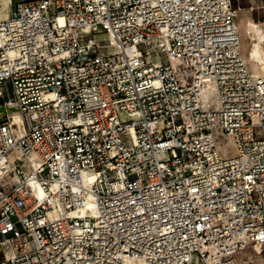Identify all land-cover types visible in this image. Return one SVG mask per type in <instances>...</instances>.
<instances>
[{
    "label": "built area",
    "instance_id": "2783aa9c",
    "mask_svg": "<svg viewBox=\"0 0 264 264\" xmlns=\"http://www.w3.org/2000/svg\"><path fill=\"white\" fill-rule=\"evenodd\" d=\"M236 12L233 0L12 2L0 264H241L264 245V78L241 56Z\"/></svg>",
    "mask_w": 264,
    "mask_h": 264
},
{
    "label": "bare ground",
    "instance_id": "6f19581e",
    "mask_svg": "<svg viewBox=\"0 0 264 264\" xmlns=\"http://www.w3.org/2000/svg\"><path fill=\"white\" fill-rule=\"evenodd\" d=\"M12 0H0V20L6 19L9 17L11 12V4ZM238 21H235V30L237 31V37L239 41V47L241 50V56L246 64V67L252 77L255 78H264V62L258 64L257 62H249L248 57L241 48V37L238 30ZM100 40L107 39L108 43L111 45H114L115 42L110 36H102L99 38ZM258 47L260 49V54L262 57H264V40L261 38L258 40ZM251 64V65H250ZM203 105L208 106L210 104L216 103V98L213 91V85L211 83H208L206 87L203 88ZM13 121L15 123L18 122V117L14 116ZM120 140L125 143L126 145H129L131 142L130 136H121ZM85 179H88V181L92 180V175L89 173L84 174ZM41 192H38V195H40ZM93 203H88L86 208H82L79 212H77L79 215H82L87 208H92ZM245 248V249H244ZM240 254L237 256V260L241 264H264V245L260 243H254L249 245L248 247H244ZM243 255L245 257H243ZM122 264H143L141 260L139 259H125Z\"/></svg>",
    "mask_w": 264,
    "mask_h": 264
},
{
    "label": "rangeland",
    "instance_id": "374dc122",
    "mask_svg": "<svg viewBox=\"0 0 264 264\" xmlns=\"http://www.w3.org/2000/svg\"><path fill=\"white\" fill-rule=\"evenodd\" d=\"M12 1L15 3L17 0ZM233 4L237 10L235 21H238L242 51L249 62L260 64L264 62V57L256 42L261 38L264 40V0H233ZM2 111L3 107H0V112ZM3 116L0 113V118Z\"/></svg>",
    "mask_w": 264,
    "mask_h": 264
}]
</instances>
